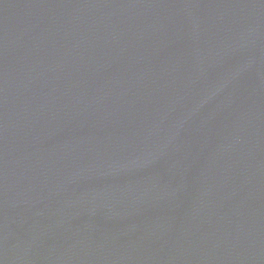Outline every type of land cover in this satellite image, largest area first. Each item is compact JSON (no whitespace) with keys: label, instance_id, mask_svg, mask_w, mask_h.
Wrapping results in <instances>:
<instances>
[{"label":"water","instance_id":"95a60500","mask_svg":"<svg viewBox=\"0 0 264 264\" xmlns=\"http://www.w3.org/2000/svg\"><path fill=\"white\" fill-rule=\"evenodd\" d=\"M0 264H264V0H0Z\"/></svg>","mask_w":264,"mask_h":264}]
</instances>
